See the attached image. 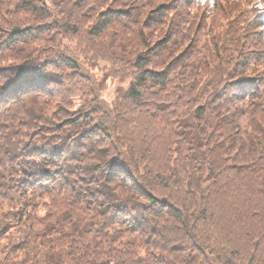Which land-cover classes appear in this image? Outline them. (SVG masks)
Masks as SVG:
<instances>
[{
    "label": "trees",
    "instance_id": "trees-1",
    "mask_svg": "<svg viewBox=\"0 0 264 264\" xmlns=\"http://www.w3.org/2000/svg\"><path fill=\"white\" fill-rule=\"evenodd\" d=\"M0 67V264H264V0H0Z\"/></svg>",
    "mask_w": 264,
    "mask_h": 264
},
{
    "label": "rangeland",
    "instance_id": "rangeland-1",
    "mask_svg": "<svg viewBox=\"0 0 264 264\" xmlns=\"http://www.w3.org/2000/svg\"><path fill=\"white\" fill-rule=\"evenodd\" d=\"M252 13L257 15L258 14V9L257 8H253L252 9ZM48 55H47V57H48ZM86 57H89V56H86ZM87 59H89V58H87ZM94 62H96V63H93V62L89 61L88 63L84 64V70L81 68V72H82L83 76L86 77V78L95 79L98 76L99 79L97 81L100 82V86H101L100 94L105 99H107L109 101H112V100H114L117 97V95L120 92H122V91H124V90H126L128 88V83H117V82H114V81H112L111 77L108 80H106V78L108 76V73H106L105 76L102 77L101 75H103V72H101L100 69L104 68L106 71L110 70V69L113 68L112 64L107 62V61H104V60H100V61H96L95 60ZM91 66L94 67L92 70H90ZM115 67H117V66H115ZM13 69L14 68H11V67L10 68L0 67V74L12 72ZM83 79H85V78H83ZM128 80L129 79H127L126 81H128ZM71 95H70V98H71ZM78 96L82 97V99L84 98L82 95H78ZM78 96H73L72 99L70 100V102L73 101V103H72L73 108H77L78 107V104L80 102V99L78 98ZM76 98L79 100L78 103L74 102V100ZM45 100L50 101L51 103H53L52 108L54 110H56L55 114H57L59 112V110L62 109V108L59 107V102L56 99L51 98V97H45ZM17 102H19V101H9L6 104L7 106L4 105V106H6V109H4V110L0 109V113L10 109ZM88 110H91V108H88ZM65 116H67L66 111H65ZM85 116L87 117V113H85ZM67 122L68 121L65 120L64 124H66ZM3 124L6 125L7 122L5 121V122H3Z\"/></svg>",
    "mask_w": 264,
    "mask_h": 264
}]
</instances>
